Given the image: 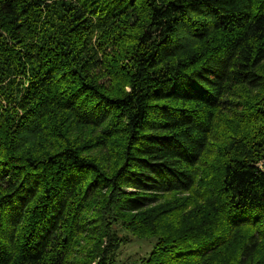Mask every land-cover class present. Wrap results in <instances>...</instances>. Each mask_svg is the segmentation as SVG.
Returning <instances> with one entry per match:
<instances>
[{
    "label": "trees",
    "instance_id": "16d2710c",
    "mask_svg": "<svg viewBox=\"0 0 264 264\" xmlns=\"http://www.w3.org/2000/svg\"><path fill=\"white\" fill-rule=\"evenodd\" d=\"M262 160L264 0H0V264H264Z\"/></svg>",
    "mask_w": 264,
    "mask_h": 264
},
{
    "label": "rangeland",
    "instance_id": "374dc122",
    "mask_svg": "<svg viewBox=\"0 0 264 264\" xmlns=\"http://www.w3.org/2000/svg\"><path fill=\"white\" fill-rule=\"evenodd\" d=\"M262 162H264V160H262L261 162H260V164L262 163ZM174 196V195H173ZM181 197V199H183V198H185V195H183V196H180ZM143 245H141L140 244V242H135V243H133V244H127V245H124L123 247H122V249H121V251H120V255H118L116 258H118V260H120L119 261V263L118 264H120V262H121V260H124L125 258V255H127V254H131V253H133V257L134 258H136L137 260L139 259V258H142L143 257V255H144V253L146 252V249H147V245H146V243H144V242H141ZM85 245V244H84ZM93 264H95L94 262H93Z\"/></svg>",
    "mask_w": 264,
    "mask_h": 264
},
{
    "label": "built area",
    "instance_id": "2783aa9c",
    "mask_svg": "<svg viewBox=\"0 0 264 264\" xmlns=\"http://www.w3.org/2000/svg\"><path fill=\"white\" fill-rule=\"evenodd\" d=\"M259 167L264 170V162H262L261 164L259 163Z\"/></svg>",
    "mask_w": 264,
    "mask_h": 264
}]
</instances>
